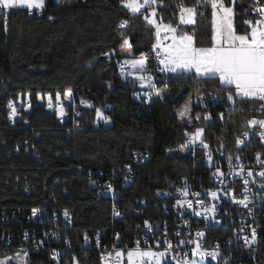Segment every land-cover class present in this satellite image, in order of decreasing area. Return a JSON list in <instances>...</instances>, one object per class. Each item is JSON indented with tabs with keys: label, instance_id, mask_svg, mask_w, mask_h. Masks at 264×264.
<instances>
[{
	"label": "trees",
	"instance_id": "obj_1",
	"mask_svg": "<svg viewBox=\"0 0 264 264\" xmlns=\"http://www.w3.org/2000/svg\"><path fill=\"white\" fill-rule=\"evenodd\" d=\"M165 1L163 12L172 24H177L170 18L177 4H196V0ZM250 2L236 0L234 5V25L240 33L248 30L244 21L249 18ZM206 9L205 13L198 9L204 14L197 15L194 26L180 25L195 35L198 47L210 46L211 8ZM146 11L147 8L133 14L120 0H47L41 12L14 7L0 15L1 258L32 247L36 228L60 225L55 231L61 241H71L63 259L103 264V246L87 243V236L101 233L102 244L117 236H132L138 224L154 217L156 192L174 190L194 174L195 160L182 150L188 139L185 129L191 133L202 127L208 146H219L227 155L254 158L259 153L264 158L259 125L247 124L252 118H264L262 101L236 98V109L226 102L227 93L234 92V87L221 86L218 79L167 73L161 84V89H166L163 97L155 96L151 104H145L133 81L121 76L117 59L134 58L154 43L153 28L143 19ZM123 20L129 23L120 28ZM124 38L132 45L131 56L129 50L124 53L121 48ZM67 89L72 90L77 101L93 103L80 108L82 116L75 127L72 122L59 124L55 114L43 105L47 94L55 99L56 92L63 94ZM135 93H140L139 100L134 98ZM28 94L29 112H23L22 121L12 123L8 102L28 104ZM38 94L44 98L39 99ZM197 94L203 100L218 96L220 102L209 108L194 104V113L200 112L202 117L188 124L177 112ZM96 108L111 117V125H94ZM220 111L225 112L222 118ZM207 113L214 117L213 123L204 121ZM245 132L250 137L238 145L237 138ZM136 153L148 156L138 160ZM127 164L132 166L135 178L129 187H117L121 199L115 201L108 193L99 194L107 190L108 181L123 174ZM136 199L149 203L140 215L135 213ZM115 202L121 211L118 218L113 217ZM37 207L50 213L68 208L73 225L65 227L51 218L37 224L21 214L29 215ZM4 210L16 212L17 218L2 222ZM260 217L255 264H264V199ZM25 232H29L26 241ZM7 233L15 234L12 243L2 239ZM48 251H31L29 264H55Z\"/></svg>",
	"mask_w": 264,
	"mask_h": 264
},
{
	"label": "built area",
	"instance_id": "obj_2",
	"mask_svg": "<svg viewBox=\"0 0 264 264\" xmlns=\"http://www.w3.org/2000/svg\"><path fill=\"white\" fill-rule=\"evenodd\" d=\"M226 2V0H225ZM261 4H264V0H260ZM181 3L176 5L175 11L170 14L171 21L176 23L179 22V10L178 6ZM166 6V1L163 0L162 3H157L154 7L157 10V20L159 21L162 18L164 23H171L166 21L163 8ZM256 6V0H251L250 4L247 7V13L249 18L247 20H255L257 14L251 9ZM198 9L202 12H206L207 9L205 6H199ZM29 10V9H28ZM37 9L31 10L33 13ZM41 12V10H38ZM149 9H147L148 14ZM8 9H0V15L7 14ZM30 12V11H29ZM246 21V20H245ZM246 27V25L244 23ZM153 33L155 32L154 27ZM155 42V35H154ZM147 55V70L150 73L155 82V86L161 89V84L164 82V74L160 71L162 65L159 64V61L156 59L155 51L152 50V47L149 50L142 51ZM138 56L134 58H138ZM133 57H121L116 61L117 69L120 73V64L125 59H132ZM121 74V73H120ZM122 76V75H121ZM124 79L132 80L136 89L142 92L149 91L147 87L141 88L140 83L135 80L132 76H123ZM153 96L150 101H146V98L142 97V101L145 104H151L153 101ZM135 99L139 98L134 96ZM239 100H245L249 98H239ZM258 99V98H256ZM259 100V99H258ZM55 103V99L53 98ZM81 100H76L74 94L71 100L63 99L62 102L65 106L66 115L61 118L56 114L55 108L49 109L47 107V97L44 98L43 105H45L48 112L55 114L56 120L62 126H65L67 123L72 122L73 127L77 126L79 123V118L82 114L80 108L88 106V104H81ZM86 101V100H85ZM261 101V100H260ZM220 102L218 96H209L201 102V107L209 108L215 107ZM226 102L230 107H236L235 104H232L226 99ZM264 104V101H262ZM18 109V115L11 119L12 123L22 121L23 112H29V108H26L21 101L14 102ZM91 104V103H89ZM264 109V107H263ZM263 109L261 111H263ZM11 111V109H10ZM105 112V111H104ZM225 115L224 111L219 112ZM107 115L106 113H104ZM202 117L201 113H197ZM196 114V115H197ZM210 115V119H204L205 116ZM108 116V115H107ZM110 117V116H109ZM111 118V117H110ZM203 119L207 123H213L215 121L214 117L207 113L203 116ZM264 119V118H263ZM112 124V119L109 122H104L102 119H95L94 125L99 126H109ZM202 128V127H198ZM195 131V130H194ZM193 131V132H194ZM264 131L259 127L258 137L261 139L259 133ZM70 134V132H69ZM250 137V133L247 137L241 136L245 141ZM203 139V136H202ZM203 142L205 140L203 139ZM261 142L264 145V139H261ZM243 143V144H244ZM239 144V145H243ZM208 145V144H207ZM183 152L190 158L195 160V170L194 174L180 186H177L174 190H158L155 194L157 198L156 213L153 218L145 219L143 223L138 224L135 227V231L132 236L123 239L119 237H114L108 243L102 244L101 233H97L95 236H87L86 242L102 245L104 248V253L113 251V246L116 248L124 249L125 251L128 248H133L136 246L137 240L140 241L141 248L151 247L156 251H161L166 247L165 240L171 241L173 244V250L170 252L163 264H175V260L172 259L174 255L182 256L184 253L189 254L191 248L195 246L194 243L180 245L179 241H193L195 242L199 239L200 244L203 249L206 250H218L219 256L213 260L211 257L206 258L213 264L223 263L227 261V264H255L256 253L259 250L260 246V231L259 224L261 221L260 209L262 201L264 199V176L260 175L261 171H264V158L263 157H254V158H244L239 157V160L236 159V156L227 155L223 148L219 146L204 148L203 144L197 142L196 144H189L187 147H183ZM211 155L212 159L209 161L208 156ZM148 155L143 153H136L135 157L138 160H144ZM231 156L232 159L229 161L228 157ZM243 165L244 172L239 173V166ZM217 168L224 174L222 177H217L213 175L216 173ZM251 170L252 175H248V171ZM101 173V172H100ZM135 174L130 164H127L123 169V174L120 176L113 177L108 185L111 184V188L107 190L102 189L99 191V194L108 193V196H111L115 201L121 199L122 194L117 189L118 186L122 188L129 187L134 182ZM248 180V184L245 185L244 181ZM187 184L189 195L184 197L182 193L178 192V188H184ZM92 185L98 187V184L92 182ZM247 188V192H245ZM231 190V191H229ZM209 191H216L218 198H213L208 193ZM193 193H199L197 197ZM227 193V194H225ZM247 195V207L244 204H240L238 201L243 199ZM177 200H191L193 203L192 208H187V206L177 205ZM200 200L203 203L204 207H211L215 205V215L205 217L203 215H195L196 211H201V204H197L196 201ZM115 210L121 214L120 206L118 202H115ZM135 213L140 215L144 212L145 208L147 209L149 203L146 199H136L135 200ZM38 210L36 215H33V210ZM65 210H67L68 215L65 216ZM251 210V212H250ZM21 213V212H20ZM24 217H27L29 221L37 224H43L45 220L51 218L55 222H60L62 226L71 227L73 225L74 219L71 211L68 208H64L61 211L54 210L52 213L47 211L42 207L33 208L28 214L21 213ZM120 215L114 214L113 207V217L118 218ZM17 218L16 212L9 214L7 210H4L1 216L2 222L14 221ZM145 221L148 222L150 227L146 226ZM56 227H49L46 229L36 228L34 230L35 238H32V247H23L21 251L25 252L27 258L31 251H48L50 257L55 264H80L71 260H65L62 256L66 255L69 248L71 247L70 240L61 241V237L56 233ZM255 228L257 232V243L248 245L245 242L244 237H251V229ZM203 232L205 235L202 238H197L196 233ZM179 233V235H177ZM29 232H25L24 241L28 240ZM2 239L7 243H12L15 238L14 233H7L2 235ZM157 243L159 246L157 247ZM56 252L59 255L56 258H53V253ZM198 259V257H197ZM126 261V260H125ZM103 263V262H102ZM29 264V262H28Z\"/></svg>",
	"mask_w": 264,
	"mask_h": 264
},
{
	"label": "snow or ice",
	"instance_id": "obj_3",
	"mask_svg": "<svg viewBox=\"0 0 264 264\" xmlns=\"http://www.w3.org/2000/svg\"><path fill=\"white\" fill-rule=\"evenodd\" d=\"M121 4L126 7L131 13H141L142 9H149L148 14L143 15V19L148 25L154 27L155 42L152 44V50L155 51L156 59L159 64L162 65L160 71L162 73H173L177 75H195L196 77H207L210 79H218L221 86L230 87L234 86V92L229 91L227 93V100L232 104H235L236 98H258L264 101V4L260 3V0H256V6L251 10L257 14L255 20H246L244 23L248 25V30L243 34L236 31L234 25V5L236 0H230L226 3L225 0H196V4L193 6H185L181 3L178 6L179 10V25L173 26L171 23H164L162 18L157 20V10L154 7L157 3H162L163 0H120ZM47 0H0V9H12L17 5L26 6L30 13L31 10H44ZM199 6H210L211 8V37L210 46H197L195 41V35L188 32H180V25H192L195 24V18L197 15H203L198 11ZM51 19V17H50ZM129 21L123 20L120 22L119 27L124 28L128 25ZM123 35V33H122ZM121 48L129 50L128 55L131 56L130 49L132 45L128 38L123 39ZM105 56H109V53H104ZM147 55L144 52L139 54L138 58L125 59L120 64V73L122 76H132L136 81L140 83L141 88L147 87L150 89L143 93V97L146 101H150L153 96L163 97L166 89H160L155 86L153 76L148 73L147 70ZM29 102L25 105L26 108L31 107L30 94ZM137 97H140V93H135ZM73 96L72 90L67 89L63 92V99L71 100ZM39 99L44 97L38 94ZM81 104L92 105L88 101L81 99ZM8 107L11 109L9 112V118H15L19 113L16 104L13 101L8 102ZM47 107L49 109L55 108L56 114L63 118L66 115L65 106L62 102L61 92L55 93V103L53 101V95L47 94ZM264 107V104L261 105ZM97 120H103L109 122L110 117L105 115L101 108H96ZM178 115L186 123L191 124L192 117L190 116V104H185L178 112ZM221 118L223 113L220 114ZM201 117L199 114L195 116V119L199 120ZM210 115L205 116L204 119H210ZM250 126L259 125L261 129H264V119L252 118L247 121ZM204 129L196 128L194 132L188 133L185 129V134L188 139L185 142L184 147L189 144H196L200 142L204 148H208V145L203 142ZM248 132L244 133L247 137ZM261 139H264V131L259 133ZM236 143L243 144L244 141L237 138ZM259 157L260 154L257 153ZM211 161V155L208 156ZM231 161L232 157H228ZM239 160V157H236ZM244 172L243 165L239 166V173ZM213 175L222 177L224 174L217 168L216 173ZM248 175L251 176V170L248 171ZM261 176H264V171L260 172ZM244 184H248V180L244 181ZM111 188V184L108 185ZM178 192L182 193L184 197L189 195L187 184L184 188H178ZM231 191V190H229ZM247 192V188H245ZM214 199L218 198L216 191H209L208 193ZM227 194V193H225ZM195 196H199V193H193ZM248 196L245 195L243 199L239 200L240 204H244L247 207ZM197 204H201V211H196L195 215H203L205 217L215 215V205L211 207H204L202 201L197 200ZM177 205L187 206L192 208L193 203L191 200H177ZM114 214L120 215L115 210ZM38 210H33L35 216ZM251 212V210H250ZM68 215L65 210V216ZM146 226L148 222L145 221ZM179 235V233H177ZM205 234L203 232H197L196 237L202 238ZM119 239V236H117ZM246 244L252 245L257 243V232L255 228L251 229V237H244ZM194 243L195 246L191 248L190 256L188 253H184L182 256L174 255L172 259L175 260V264H205L206 258L211 257L215 260L219 256L218 250H206L202 248V245L197 239L193 241H179L180 245ZM166 247L161 251H156L151 247L141 248L140 241L137 240L136 246L124 249L116 248L113 246V251L102 254L101 260L103 264H163L167 255L172 252L173 244L171 241L165 240ZM159 243H157V247ZM59 254L54 252L53 258H56ZM198 257V259H197ZM10 258L0 260V264H9ZM26 254L16 257V264H26ZM227 264V261H225Z\"/></svg>",
	"mask_w": 264,
	"mask_h": 264
},
{
	"label": "rangeland",
	"instance_id": "obj_4",
	"mask_svg": "<svg viewBox=\"0 0 264 264\" xmlns=\"http://www.w3.org/2000/svg\"><path fill=\"white\" fill-rule=\"evenodd\" d=\"M15 7H17V8H27L26 6H22V5H17V6H15ZM8 10H10V9H8ZM143 10V9H142ZM235 12V11H234ZM196 18H197V16H196ZM196 18H195V21H196ZM235 19V18H234ZM196 23V22H195ZM173 26H176V25H179V23H177V24H172ZM195 24H192V25H186V27H192V26H194ZM236 29V28H235ZM180 32H185L186 30H187V28H183V27H181L180 26ZM237 31V30H236ZM187 32V31H186ZM238 32V31H237ZM238 33H240V32H238ZM244 33V32H243ZM243 33H240V34H243ZM127 51H128V49H126V48H123V52L124 53H127ZM232 87H234V86H232ZM202 100H203V98H202V96H200V94H197V96H196V98H191V100L189 101V102H187L186 104H190V116L192 117V121L195 119V116H196V114L194 113V111H193V106H194V104H200L201 102H202ZM91 105L93 106V103H91ZM183 108V107H182ZM182 108L180 109V110H182ZM179 110V111H180ZM178 111V112H179ZM177 112V113H178ZM183 122H185V120H182ZM203 135H204V132H203ZM18 255H21V256H23V255H25V252H23V251H18V252H16L13 256H8V257H3V258H1L0 257V260H3V259H5V258H10L9 259V264H16V257L18 256ZM26 257H27V255H26ZM211 262L210 261H208V260H206L205 261V264H210ZM26 264H28V258H27V261H26ZM125 264H126V261H125Z\"/></svg>",
	"mask_w": 264,
	"mask_h": 264
}]
</instances>
